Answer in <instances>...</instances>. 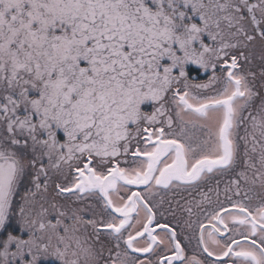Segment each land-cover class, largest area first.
Segmentation results:
<instances>
[{
    "label": "snow or ice",
    "instance_id": "6c2138e0",
    "mask_svg": "<svg viewBox=\"0 0 264 264\" xmlns=\"http://www.w3.org/2000/svg\"><path fill=\"white\" fill-rule=\"evenodd\" d=\"M0 264H264V0H0Z\"/></svg>",
    "mask_w": 264,
    "mask_h": 264
}]
</instances>
